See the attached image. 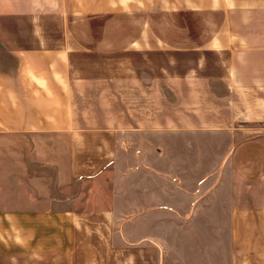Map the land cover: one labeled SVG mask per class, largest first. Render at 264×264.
Instances as JSON below:
<instances>
[{
    "label": "crops",
    "instance_id": "obj_1",
    "mask_svg": "<svg viewBox=\"0 0 264 264\" xmlns=\"http://www.w3.org/2000/svg\"><path fill=\"white\" fill-rule=\"evenodd\" d=\"M108 66L174 85L173 110L190 94L191 123L176 111L168 127L264 131V0H0V264H158L152 246L125 245L152 232V215L120 219L122 198L112 192L109 203L98 187L123 169L124 152L152 161L149 146L169 140L144 141L136 129L128 151L120 129L83 128L108 126L76 112L80 88L106 82ZM227 164L250 204L248 220L231 212L227 239L242 247L231 263L248 264L264 251L246 231L249 210L264 215V132L235 142ZM145 173L131 172L132 188L152 186ZM160 204L129 211H167Z\"/></svg>",
    "mask_w": 264,
    "mask_h": 264
},
{
    "label": "rangeland",
    "instance_id": "obj_2",
    "mask_svg": "<svg viewBox=\"0 0 264 264\" xmlns=\"http://www.w3.org/2000/svg\"><path fill=\"white\" fill-rule=\"evenodd\" d=\"M183 86L186 92L194 87ZM173 87L169 83L146 81L142 76L138 77L131 67L108 66L106 82L80 88L75 106L82 121L95 119V126H108L92 127L94 123L86 122L89 127L83 128L120 129L130 147L133 145L130 141L142 133L136 132V129L144 131L143 135L139 134L144 141H148V138L161 140L163 133L169 140V146L158 142L149 146L152 161L141 151L134 154L124 152L123 169H109L108 178L98 187V194L111 203L112 192L118 193V198L123 199L122 211L118 213L122 220L152 215L151 233L144 227L140 233L130 234L126 238L125 245L134 253L139 246L150 245L153 253L155 251L158 255V264H232V250L238 255L242 247L238 240L233 245L227 239L231 212L235 208L236 219L248 220L247 206L244 204H250L246 199L244 201L243 189L232 176L227 154L240 138L264 131L262 127H251L241 132L217 133L218 127H168L171 120H176V111L186 114L180 118L188 124L191 123L190 118L194 117V102L191 98L187 100L189 93L183 101L185 105L176 110L165 104L172 101L169 94ZM163 96L166 98L163 99ZM207 106L204 110L209 111V102ZM225 135L231 136L227 139ZM154 147L160 153H153ZM129 150L133 151L134 148ZM136 170L150 173V188L144 180L139 182L138 189L132 188L129 176ZM177 190L181 195L175 199ZM81 195V189L76 186L75 197L84 198L86 194ZM166 196L174 200L163 201L169 206L167 211H129L132 204L143 209L151 206L157 209L162 205L160 201L163 203L162 200L166 199L160 198ZM148 198H154V201L149 203ZM242 205L245 206L244 212ZM249 220L250 229L246 231L251 243H257L260 238L264 239V215L251 209ZM236 233L240 235L242 229L236 228ZM246 262L264 264V251L252 250L251 259Z\"/></svg>",
    "mask_w": 264,
    "mask_h": 264
}]
</instances>
